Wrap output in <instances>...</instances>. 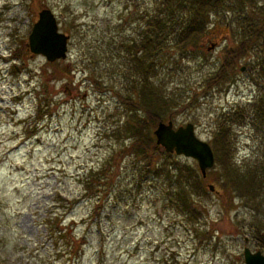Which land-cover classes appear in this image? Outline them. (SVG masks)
<instances>
[{
  "label": "rangeland",
  "instance_id": "374dc122",
  "mask_svg": "<svg viewBox=\"0 0 264 264\" xmlns=\"http://www.w3.org/2000/svg\"><path fill=\"white\" fill-rule=\"evenodd\" d=\"M44 7L57 17L58 30L70 35L67 56L57 65L67 66L68 78L53 75L55 67L42 56L11 59ZM158 7L154 0H0V264H245L244 248L264 255V227L249 226L264 221V212L222 189L217 168L206 171L202 184L220 188V195L195 192L200 216L193 221L168 208L163 176L140 178L142 164L123 152L132 140L124 131L130 113L114 92L126 93L129 80L122 69L109 67L126 61L123 53L111 59L110 52H100L109 50L111 37L134 36L142 24L135 18ZM129 15L133 19L124 22ZM95 40L99 51L91 52ZM227 44V27L216 23L198 49L166 51L171 60L162 61L155 80L173 103L167 120L174 127L192 123L207 143L221 114L241 112L242 121L230 122L231 160L251 169L264 161V124L252 114L264 100V79H251L246 58L229 88L225 81L206 90ZM92 70L110 88L100 90L89 78ZM38 99L49 105L39 116ZM168 159L199 172L191 158ZM103 168L104 184L88 191L86 182L98 179L90 175ZM55 214L64 238L48 232Z\"/></svg>",
  "mask_w": 264,
  "mask_h": 264
},
{
  "label": "trees",
  "instance_id": "16d2710c",
  "mask_svg": "<svg viewBox=\"0 0 264 264\" xmlns=\"http://www.w3.org/2000/svg\"><path fill=\"white\" fill-rule=\"evenodd\" d=\"M159 6L151 15L148 13L136 17L135 20H141V25L136 34L118 40L111 37L105 43L109 50L100 52L106 54L110 52L111 59H115L120 53H123L126 64L124 67L119 64H111L110 71L121 70L123 76L129 80V86L126 93L114 92L122 105L130 113L127 119L124 131L126 138H132L130 143L123 151L125 155H132L141 163L140 178L151 174L152 177H161L167 181L166 202L168 208L176 209L195 221L199 210L195 204V192L209 194V190L203 186L204 179L200 173L187 164H179L168 158L171 154L155 144L153 130L159 122H165L168 116V110L173 105L169 99L170 95L164 92L161 85L155 80L164 64L162 61L168 60V50L184 54L190 49L196 50L199 42L209 30L220 24L227 27L229 38L232 44L225 45L221 50L220 62L212 74L205 80L206 90L225 81L226 89L235 82L233 76L241 69L240 60H251L252 69L251 79L257 83V80L264 79V1L259 0H154ZM227 16L231 22L227 23ZM132 16L124 18V22L132 20ZM225 21V22H224ZM212 26V27H211ZM123 25H121V28ZM119 35V34H116ZM116 39V40H115ZM94 41V45L100 44L103 38ZM98 47L90 48V51H99ZM28 54L26 45L20 43L10 51L11 59H19ZM172 57V56H171ZM119 58V57H118ZM109 60V59H108ZM171 60V59H170ZM94 64L98 65L96 60ZM61 63L56 60L50 65L53 68V75L57 77L68 78V68L66 65L57 66ZM115 65V66H114ZM119 68V69H118ZM14 70V69H13ZM253 72L257 77L253 76ZM95 70L89 74V78L96 83L100 90H106L110 87L104 86L97 77ZM256 105V103H255ZM253 110V117L263 121L264 124V100ZM48 102L38 99L36 112L41 115L40 108L47 110ZM239 110V109H238ZM49 112V111H48ZM173 112V111H172ZM167 113V114H166ZM259 116V117H258ZM244 115L236 111L233 114H221L217 125L213 131V136L208 142L213 156L214 165L217 168L219 186L222 189H232L238 197L244 198L245 205H248L255 213L264 211V161L256 167L248 169H239L231 160L233 150L230 122L243 120ZM122 131H118L120 135ZM98 174V179L90 178L86 182L88 191L97 184L103 185L105 178V169L97 170L92 173ZM101 176V177H99ZM220 189V188H219ZM218 188L214 187L215 193L220 195ZM258 198L263 199L259 201ZM197 220V219H196ZM264 221L254 219L249 226L255 230H263ZM50 235L58 234V238H64L58 214L50 217L47 221ZM53 228V230H52ZM200 238L205 239L208 235L200 233ZM56 236V235H55ZM261 236V235H259ZM200 239V240H201ZM261 239V238H260ZM259 239V241H260ZM264 245V240H263Z\"/></svg>",
  "mask_w": 264,
  "mask_h": 264
},
{
  "label": "water",
  "instance_id": "95a60500",
  "mask_svg": "<svg viewBox=\"0 0 264 264\" xmlns=\"http://www.w3.org/2000/svg\"><path fill=\"white\" fill-rule=\"evenodd\" d=\"M62 17V15H59ZM69 35L58 30L57 18L54 13L44 7L36 14L25 43L26 50L31 55H39L49 63L63 60L67 56ZM211 45L209 49H211ZM244 68H241L243 71ZM155 143L168 154L184 156L196 161L201 177H206V171L214 165V156L210 145L196 137L192 123L177 126L171 118L159 122L153 130ZM209 192H215L214 186L207 185ZM245 264H264V255L259 251L252 253L248 248L243 250Z\"/></svg>",
  "mask_w": 264,
  "mask_h": 264
},
{
  "label": "flooded vegetation",
  "instance_id": "af4514ba",
  "mask_svg": "<svg viewBox=\"0 0 264 264\" xmlns=\"http://www.w3.org/2000/svg\"><path fill=\"white\" fill-rule=\"evenodd\" d=\"M38 7H39V5H38Z\"/></svg>",
  "mask_w": 264,
  "mask_h": 264
}]
</instances>
